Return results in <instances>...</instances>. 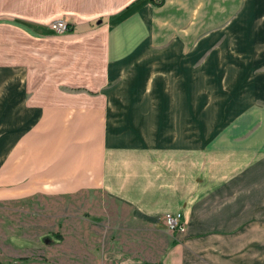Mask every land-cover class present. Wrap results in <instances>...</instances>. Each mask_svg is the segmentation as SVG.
Masks as SVG:
<instances>
[{
    "label": "crops",
    "instance_id": "0c3cea01",
    "mask_svg": "<svg viewBox=\"0 0 264 264\" xmlns=\"http://www.w3.org/2000/svg\"><path fill=\"white\" fill-rule=\"evenodd\" d=\"M216 111L218 153L264 156V0H0V203L74 198L140 237L100 261L264 264L260 174L196 191Z\"/></svg>",
    "mask_w": 264,
    "mask_h": 264
},
{
    "label": "rangeland",
    "instance_id": "374dc122",
    "mask_svg": "<svg viewBox=\"0 0 264 264\" xmlns=\"http://www.w3.org/2000/svg\"><path fill=\"white\" fill-rule=\"evenodd\" d=\"M156 1L160 2V0ZM218 69L219 74L223 75L227 67ZM262 71L257 69L255 73ZM229 78L232 79L233 76ZM198 95L196 93V100ZM235 95V92H231L228 95L229 101H232ZM223 96L221 93L220 97ZM249 110V108L245 109L242 113H247ZM221 111L224 113L225 107ZM208 112L209 110H205V116ZM199 118H202L201 115L198 120L196 119V132L202 126ZM220 119L216 111L212 117L211 139L205 142L203 148L202 145H195V172L198 184L196 191H201L200 188L207 182H211L214 186L226 181L231 187L236 182H250L255 178V174L256 176L260 174L259 180L263 183L257 190L256 198L264 202L262 199L264 198V156H252L251 153L239 156L234 151L227 152V155L218 153L216 138L220 137L223 130L228 127L221 125L216 128L215 125L218 124L215 123ZM258 163L260 165L254 167ZM229 189L234 191L233 188ZM208 191L204 190V192ZM211 191L213 194L210 196L211 202L214 208H217L220 203L219 192L224 190L211 189ZM225 191H228V188ZM230 196L231 194L228 197ZM94 208L93 206L92 210L82 200H74V198L42 196L6 204L0 203V264H100V262L108 264L100 261L107 252L116 258L126 255L130 257L134 252H139L138 246H128V241L137 244L140 240L138 236L125 240V247L123 243L115 245L118 240H123L122 237L112 234L117 226L113 227L110 222L102 221L99 213L103 212L97 213ZM259 208L264 209V204H260ZM122 233L123 236L128 234L124 231ZM127 250H131V253L126 254Z\"/></svg>",
    "mask_w": 264,
    "mask_h": 264
},
{
    "label": "built area",
    "instance_id": "2783aa9c",
    "mask_svg": "<svg viewBox=\"0 0 264 264\" xmlns=\"http://www.w3.org/2000/svg\"><path fill=\"white\" fill-rule=\"evenodd\" d=\"M50 29L56 34L67 32L68 25L64 20H55L49 24ZM163 222L169 234H183L186 231V223L183 220V215L180 212L167 213L163 216Z\"/></svg>",
    "mask_w": 264,
    "mask_h": 264
}]
</instances>
